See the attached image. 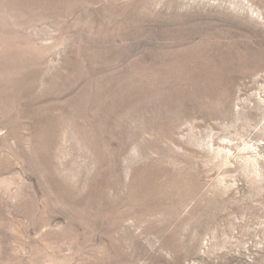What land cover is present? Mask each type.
<instances>
[{"label":"rangeland","instance_id":"374dc122","mask_svg":"<svg viewBox=\"0 0 264 264\" xmlns=\"http://www.w3.org/2000/svg\"><path fill=\"white\" fill-rule=\"evenodd\" d=\"M0 264H264V0H0Z\"/></svg>","mask_w":264,"mask_h":264}]
</instances>
